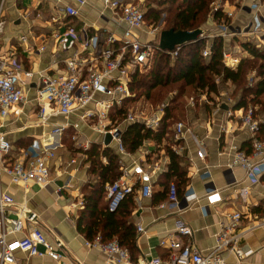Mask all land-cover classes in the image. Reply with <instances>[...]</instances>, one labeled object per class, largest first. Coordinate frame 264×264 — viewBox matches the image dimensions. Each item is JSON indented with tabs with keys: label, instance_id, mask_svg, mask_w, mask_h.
<instances>
[{
	"label": "built area",
	"instance_id": "2783aa9c",
	"mask_svg": "<svg viewBox=\"0 0 264 264\" xmlns=\"http://www.w3.org/2000/svg\"><path fill=\"white\" fill-rule=\"evenodd\" d=\"M0 2V119L6 118L12 112L20 111L22 104L28 99L26 86L30 83L27 81L30 80L31 84L35 82L42 124H48L53 117L62 116L68 119L77 114L81 122L86 123L103 138L107 134L111 135L120 156L122 174L106 186L110 211H116L122 202L136 193L144 198L151 197L155 181L168 170L167 156L159 155L155 151L154 154L146 151L148 157L144 160H133L131 164H126L124 159L132 158L133 154L127 151L124 145L122 130L126 124L137 122L157 130L165 114L164 106L155 108L150 103L140 102L127 113L122 122L113 119L111 114L113 110L122 107L128 98L130 94L128 86L133 74L137 70L150 67L155 51L163 50L160 47V39L154 34L157 33L156 29L147 30L142 6L126 0H101L103 3L101 15L106 16L110 12L112 22L125 25L124 31L120 34L105 28L98 29L87 23L78 26L70 20L79 16L80 9L88 4V0L69 2L47 0V12L50 9L49 21L56 25V29H52L44 36L48 39L43 41L39 51H45L52 42L55 45L53 56L58 58L56 55L58 51L66 55L64 58H58L50 67L32 70L21 66L16 48H5L1 42V35L8 20L3 10L5 0ZM43 14L44 10L40 11L37 18L43 19ZM30 16L31 12L25 11L22 17L28 19ZM231 16L232 14L228 13V17ZM45 19L46 17L43 21H46ZM226 29L225 26L222 34L224 37L228 34ZM136 31H144L153 36L143 38ZM28 39V35L19 38L22 43L28 42ZM257 46L264 48V44ZM209 47L210 45L203 51L205 57L211 53ZM165 51L175 58L180 53L181 46L172 51ZM225 62L228 66L236 63L228 53H225ZM250 82H253L252 78ZM199 100L208 101V97L204 94ZM189 102L194 106L198 99L191 97ZM216 105L217 110H220L222 101L219 100ZM236 115L232 109L228 110L230 118ZM238 119L242 127L250 133L251 153L236 147L229 167L242 168L251 183L255 184L261 182V176L264 175V139L260 134L262 121L256 115V106L253 104H249ZM78 126V123L66 121L56 126L54 133L62 135L67 128L73 127L77 130ZM187 130L186 124L182 120L178 121L173 127V141L180 142L185 138ZM73 140L77 149L81 151L79 158L83 162L87 159L85 151L91 148L90 142L80 140L76 134ZM174 148L183 154L181 144ZM12 151L13 147L0 121V172L4 171L13 183L25 187L37 184L47 189L55 183L58 175H53L52 162L59 159L56 149H42L38 144H34L30 153L19 157H15ZM79 158L72 157L66 165L77 164ZM205 175L210 177V171L204 172L202 176ZM63 189L64 187H58L56 192L61 194ZM249 192V186L238 190L239 197L246 204ZM183 197L187 200L199 199L191 184L186 186ZM180 199L178 187L173 181L169 186L168 198L161 202L160 207L177 205ZM206 200L207 205L222 202L221 193L219 191L207 193ZM226 218L227 222L222 225L216 236V246L208 253L200 251L191 243L194 231L187 224H179L175 233L168 234L160 241L161 246L168 248L170 252L166 261L158 256H150L136 262L129 250L121 246L118 240L104 241L100 235L93 240H87L86 246L103 252L108 264H227L226 255L242 262L252 253L245 251L241 245L245 232L241 228L244 213L242 210L228 212ZM36 219V214H30L25 206H18L11 194L0 189V264H24L18 257L19 253L31 257L49 256L60 264H80L67 255L62 241H51L45 235L37 225ZM261 225H264V218L254 228ZM136 229L138 235L146 232L141 224L137 225Z\"/></svg>",
	"mask_w": 264,
	"mask_h": 264
},
{
	"label": "crops",
	"instance_id": "0c3cea01",
	"mask_svg": "<svg viewBox=\"0 0 264 264\" xmlns=\"http://www.w3.org/2000/svg\"><path fill=\"white\" fill-rule=\"evenodd\" d=\"M137 1L141 0H126V2H136V4ZM242 1L241 10H245L244 13L247 12V17H244V13L237 12L228 3L223 7L227 15L232 14V22L239 23L237 30L245 26L249 28V38H233L236 32H233L232 38H225V53L230 54L236 62L231 67H236L242 57L248 56L240 45L241 41L251 40L256 45L264 44V0ZM46 3L47 0H5L3 7L8 23L1 35V42L5 48H16L17 52V47L21 46L22 53L29 63L28 69L32 70L50 67L58 58H64L66 55L58 51L56 53L58 58L53 56L55 45L52 42L45 51H39L43 41L48 39L44 36L50 33L52 25L49 21L50 9L47 12ZM42 10H44L43 19L46 17V21L37 18V14ZM102 10L101 0H88V4L80 9L79 16L70 20L78 26L87 23L98 29L105 28L121 34L125 25L112 22L110 12L102 16ZM25 11L31 12L30 18L22 17ZM255 14L260 16L259 21L254 20ZM210 18L208 26L213 30L217 21L214 16ZM62 19L64 20V17ZM249 20L250 23H248ZM206 32L209 31L205 29L204 37L207 35ZM136 33L143 38L153 36L144 31H136ZM23 35H28V42H20L19 38ZM207 41L211 43L212 38H207ZM251 75L254 81L255 73H250ZM27 82L31 84L30 80ZM30 84L26 86L28 99L22 104L20 111L12 112L6 118L0 119L3 131L6 132L7 139L13 147L12 152L15 157L30 153L34 144H38L42 149H56L59 159L52 162V167L53 175L59 177L56 176L55 183L49 188L43 189L37 184H31L28 187L15 184L8 174L1 171L0 189L11 194L18 206H25L30 214H36L37 225L51 241H62L64 251L70 258L80 264H108L103 252L86 246V241L89 239L79 232L77 226L79 213L85 205L84 189L86 185L95 183L90 182L91 179L99 180V177L90 173V164L86 160L83 161L84 163L81 161L79 158L81 151L77 149L73 138V148L77 152L64 144V132L60 135L55 134L54 130L56 126L66 121L78 123L77 130L71 128L76 131L80 140L90 142L91 147L94 144H102L103 148L110 147L117 152L115 143L111 141L107 145L105 138L94 132L86 123L81 122L77 114L68 119L62 116L53 117L48 124H42L39 117L40 108L36 100V83ZM236 88L230 81L222 83L219 94H211V99L208 98V101L198 100L194 106H191L190 102L186 105L187 110H185L182 121L188 130L180 144L185 161L189 164L188 184L195 188L199 199H185L183 197L185 187L179 204H170L167 208H161L160 204L163 201H159L157 195L163 191V187L156 183L151 197L144 198L136 193L129 199V203L127 202L135 226L141 224L146 230L137 238L136 262L150 256L161 257L164 261L168 260L170 252L168 248L161 246L160 241L168 234L175 233L179 224L191 226L194 231L191 243L200 251L208 253L216 246V236L222 229V225L227 222L226 213L242 210L244 219L241 228L245 232L241 245L245 251L252 253L242 262H238V259L233 256L226 255V262L227 264H264V225L254 228L264 218V175L261 176V182L253 184L246 176L245 170L239 167L233 169L229 167L236 147L246 153H251L250 133L242 127L238 119L246 107L237 108L238 99L232 95ZM219 100L222 101V106L220 110H217L216 103ZM255 106L256 115L262 121L264 128V111L259 105ZM229 109L237 113L236 117L228 116ZM168 142L164 139L161 145L165 146ZM158 147L160 145L156 141H146L132 158H125L124 161L126 164H131L133 160H144L148 157L146 151L154 154ZM161 153L160 155H166L164 151ZM74 156L79 158V162L67 166L66 163ZM166 160L169 163L168 157ZM206 171H210V177L202 176ZM244 186L250 187L247 204L238 195V190ZM58 187H64L61 194L56 192ZM214 191L221 193L222 202L207 205L206 194ZM81 203H83L82 206ZM182 239L185 238L182 237ZM18 257L24 264H60L49 256L31 257L19 253Z\"/></svg>",
	"mask_w": 264,
	"mask_h": 264
},
{
	"label": "trees",
	"instance_id": "16d2710c",
	"mask_svg": "<svg viewBox=\"0 0 264 264\" xmlns=\"http://www.w3.org/2000/svg\"><path fill=\"white\" fill-rule=\"evenodd\" d=\"M177 1L179 0H157L159 7L149 8L145 12V23L147 20L151 24L158 23L162 12L166 10L170 15L166 20L168 25L165 30L192 31L200 28V16H207L216 0ZM212 16L218 23L229 21L223 8H216ZM208 45L211 53L205 57L203 51ZM240 45L248 56L242 57L236 67L228 66L225 62V38L222 36L213 37L211 43L204 36L187 43L181 47L180 53L174 59L167 51L156 50L152 65L133 74L128 86L130 94L124 105L112 111L113 119L122 122L139 102L150 103L155 108L164 106L165 114L157 130L138 122L126 124L122 130L124 145L130 153H137L146 141L154 140L160 145L157 153L160 155L164 151L169 158L168 170L155 181V184L163 187V191L157 195L159 201L168 198L169 186L173 181L181 197L190 180L189 164L186 163L184 154L178 153L174 148L180 142L172 139L174 125L185 115L181 98L188 90L199 100L203 94H219L221 84L230 81L237 87L232 94L238 99L237 108L255 104L264 111V48L258 47L251 40L241 41ZM17 49L21 66L28 69L29 63L22 53V47L18 46ZM250 73H255L253 82L247 81ZM199 95L201 96L198 98ZM263 133L262 126V139ZM75 134L73 128H67L63 134V142L77 152L73 148L72 140ZM164 139L169 142L162 146ZM85 155L86 162L90 164V173L98 176L99 180L92 185H86L84 189L85 205L79 213L78 230L89 240L98 235L104 241L118 240L121 246L129 250L135 261L138 254V234L128 205L133 195L122 202L116 211L109 210L107 199L106 186L122 174L120 157L113 148H103L102 144H94L85 151Z\"/></svg>",
	"mask_w": 264,
	"mask_h": 264
},
{
	"label": "rangeland",
	"instance_id": "374dc122",
	"mask_svg": "<svg viewBox=\"0 0 264 264\" xmlns=\"http://www.w3.org/2000/svg\"><path fill=\"white\" fill-rule=\"evenodd\" d=\"M180 1V0H179ZM177 1V2H179ZM242 0H216L213 5L211 6V11L208 12L207 16L205 14L201 15L200 18H199V23L201 24L200 25V28L204 26L203 30L205 31V29H207L209 32L207 33L206 32V38H213L215 36H222L223 38H232L233 36V32H236V36L233 37V38H249V28L247 26H245L243 29L241 30H237V25H239V23H233L232 22V19L231 17H229V21L228 22H225V23H218L216 22L215 23V28L212 30L211 28L212 27H209L208 26V23L210 22L211 20V16L212 14L215 12V9L216 8H223L225 4H229L231 7L235 8V10H237V12H242L244 13L245 10H241V5H242ZM139 3V5L141 4L143 10L146 12L149 8H153V7H159L158 6V3H157V0H141V1H137V4ZM163 8V7H162ZM165 10V8H164ZM166 11V10H165ZM163 11L162 14H161V18L159 20L158 23H152L151 24V21L150 20H147L146 22V27L148 30H152V29H156L157 33H156V38H159L160 39V34L163 30L167 29V25H168V22H166V20L169 18V13L166 11ZM244 17H247V12L243 14ZM254 20L256 21H259L260 20V16L255 14L253 16ZM246 21V19H245ZM248 23H250V20L248 21ZM249 25V24H248ZM225 26L227 27L226 29V32L228 33L226 37H224L222 34H223V31L225 30ZM51 28L53 29H56V25L55 24H52ZM240 31V32H239ZM240 35H237L239 34ZM174 59V58H173ZM252 77V75L248 76V79L247 81L249 80L250 81V78ZM248 81V82H249ZM195 95L192 93V91L188 90L184 95L183 97L181 98V102L184 104L183 106V109L184 110H187L186 109V105L189 104V99H191V97H194ZM201 95L198 96V98L200 97ZM207 97L209 99H211V95L208 94ZM140 103V102H139ZM138 103V104H139ZM137 104V105H138ZM136 105V106H137ZM135 106V107H136ZM133 107V108H135ZM132 108V109H133ZM185 113V111H184ZM182 119H184V116L181 117ZM97 182L98 180L96 179H91L90 182ZM116 240V239H115Z\"/></svg>",
	"mask_w": 264,
	"mask_h": 264
},
{
	"label": "water",
	"instance_id": "95a60500",
	"mask_svg": "<svg viewBox=\"0 0 264 264\" xmlns=\"http://www.w3.org/2000/svg\"><path fill=\"white\" fill-rule=\"evenodd\" d=\"M204 31L198 28L192 31H175L174 29L163 30L160 34V47L163 50L172 51L177 46H184L187 43L194 42L203 37ZM112 141L110 134L105 137V143L108 145Z\"/></svg>",
	"mask_w": 264,
	"mask_h": 264
}]
</instances>
